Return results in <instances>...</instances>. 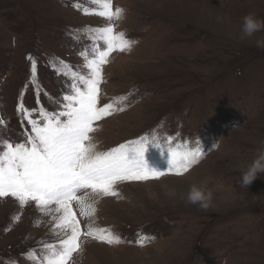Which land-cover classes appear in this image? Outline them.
Masks as SVG:
<instances>
[{"label":"rangeland","instance_id":"obj_1","mask_svg":"<svg viewBox=\"0 0 264 264\" xmlns=\"http://www.w3.org/2000/svg\"><path fill=\"white\" fill-rule=\"evenodd\" d=\"M112 3L124 10L112 21L115 31L134 43L128 52H113L103 67L101 106L127 97V107L96 122V150L155 134L161 141L170 136L173 146L201 147L205 155L183 176L120 183L119 197L90 196L96 213L80 218L81 227L110 228L127 243L85 239L75 264H264V174L247 187L240 183L242 171L264 151V47L256 46L264 31L242 33L248 13L264 20V0ZM76 5L99 7L91 0H0V119L3 135L14 143L31 132L16 112L22 89L36 119L41 107L60 110L57 101L69 91L72 81L50 58L61 72L67 69L60 60L87 71L80 52L90 41L84 33L74 39V30L108 22ZM29 55L38 61V73L26 87ZM147 149V168L166 170L167 153ZM192 184L213 191L209 209L187 203ZM51 228L34 202L21 209L13 198L0 199V264H28L30 249L39 253L41 241L58 239ZM138 236L150 240L141 247Z\"/></svg>","mask_w":264,"mask_h":264},{"label":"snow or ice","instance_id":"obj_2","mask_svg":"<svg viewBox=\"0 0 264 264\" xmlns=\"http://www.w3.org/2000/svg\"><path fill=\"white\" fill-rule=\"evenodd\" d=\"M91 3L99 7H76L84 15H95L108 23L74 30V39L79 41L78 34L84 33V38L90 41L80 52L84 58L82 68L87 71H74L60 60L58 64L67 69L61 72L56 58L49 61L58 74L72 81L69 91L57 101L60 110L50 112L41 107L39 119L33 118L37 110L25 106L22 89L16 112L27 120L31 132L22 142L14 143L3 135L6 122L0 119V199L13 198L21 209L34 202L38 212L49 217L50 234L58 237L51 242L41 241L39 253L30 249L24 257L28 264H75L74 255L83 251L85 239L107 246L127 243L110 228H93L91 224L81 227L80 218L89 220L96 213L90 196L119 197L116 185L120 183L159 180L166 175L183 176L205 155L201 147L173 146L170 136L161 141L155 134L142 135L108 151L96 150L92 137L99 130L96 122L127 107L123 103L127 97L101 106L103 67L113 52H128L134 42L124 32H116L112 23L122 18V8H113L112 0H91ZM27 59L30 77L26 87H29L37 82L38 61L31 55ZM148 145L159 150L161 157L167 153L166 170L147 168L144 155ZM130 153H134L131 158ZM13 220L18 222L20 215ZM149 240L138 236L135 243L143 247ZM9 264L17 262L10 260Z\"/></svg>","mask_w":264,"mask_h":264},{"label":"clouds","instance_id":"obj_3","mask_svg":"<svg viewBox=\"0 0 264 264\" xmlns=\"http://www.w3.org/2000/svg\"><path fill=\"white\" fill-rule=\"evenodd\" d=\"M264 31V20L259 19L255 13H248L243 17L242 33L245 37H252L256 33ZM257 47H264V40L256 41ZM264 174V151L258 155L251 164L242 171L241 186L247 187L253 183L258 176ZM174 194V193H170ZM213 201V191L205 185L192 184L187 193V203L198 205L207 210Z\"/></svg>","mask_w":264,"mask_h":264}]
</instances>
